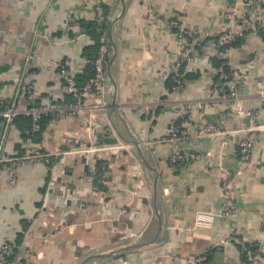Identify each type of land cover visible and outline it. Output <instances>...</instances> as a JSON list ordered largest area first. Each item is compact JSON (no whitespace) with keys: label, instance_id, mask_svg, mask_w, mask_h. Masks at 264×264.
<instances>
[{"label":"crops","instance_id":"1","mask_svg":"<svg viewBox=\"0 0 264 264\" xmlns=\"http://www.w3.org/2000/svg\"><path fill=\"white\" fill-rule=\"evenodd\" d=\"M107 1V74L114 87L108 106L90 124L52 109L37 140L23 136L16 117L10 124L0 115V245L19 243L13 260L32 255L34 264H238L245 257L236 229L250 242L264 237V102L255 95L264 83V32L244 18L246 35L229 48L246 108L262 109L248 168L238 141L249 121L221 99L218 78L224 49L216 35L231 23V0ZM176 12L208 33L203 58L183 67L180 92L170 78L179 48ZM93 16L92 0H0V111L29 105L24 83L33 85L41 105L71 100L60 65L74 75L83 71V49L92 40L74 38L86 29L81 21ZM180 101L192 106L180 118L188 137L220 121L231 134L187 140L180 148L201 157L173 169L168 129ZM106 126L116 143L100 140ZM34 153L56 155L20 163L12 182L9 158ZM225 169L236 174L239 214L217 215L200 227L199 211L220 212Z\"/></svg>","mask_w":264,"mask_h":264},{"label":"built area","instance_id":"2","mask_svg":"<svg viewBox=\"0 0 264 264\" xmlns=\"http://www.w3.org/2000/svg\"><path fill=\"white\" fill-rule=\"evenodd\" d=\"M107 0H92L93 3V18L98 22L101 30L100 47L98 55L95 58V73L92 78L84 85H78L75 80V75L66 65H60L62 77L66 80L67 87L71 92L73 99L70 103L59 105L47 104H31L33 101V85L24 83L23 89L27 93L29 105L27 107H19L16 103H12L0 115H3L8 123H12L15 117L19 114H25L32 118V130L37 131L41 128V117L43 114L52 109L58 111L59 114H70L80 117L85 123L90 124L97 115L98 110L105 109L109 104V98L114 93V87L110 84L107 65L111 53L110 29L107 25L111 19L112 5L107 3ZM232 7L229 12L231 23L221 30L216 35L217 45L223 48V64L218 71V78L221 84L220 93L224 101H231L237 110V115L242 120H248L249 123L245 127L246 136L238 141V155L240 160L249 168L253 157V150L258 141L262 120V109H248L245 106V99L240 91L238 81L236 80V72L232 68L230 61L229 48L230 44L239 38L246 35L247 28L242 25L244 18L251 19V23L256 30L264 32V0H231ZM175 21L172 27L175 28V34L179 39V48L177 56L172 63L170 70V78L172 81L171 88L173 91L180 92L185 86V78L183 67L186 63L199 61L204 56L203 41L208 36L201 29L194 26L186 25L182 15L175 13ZM85 32L77 35L74 40L79 39ZM256 97L264 102V83L258 82L255 88ZM146 108L149 106L146 105ZM191 104L187 101H180V113L178 118L172 119L169 129L168 138L172 142L173 148L169 153L170 167L177 169L180 165L189 164L192 161L198 160L201 155L196 152H185L180 147L184 142L191 139L197 140L202 136L214 134H231L228 131L223 121L219 123L209 122L206 125L198 128V133L195 136L188 137L180 124V118L184 117L186 111L190 109ZM56 153H34L29 156L9 158L10 174L12 182L16 180L15 168L20 163L25 162H49ZM4 160L0 157V161ZM96 170V169H95ZM236 174L225 169L222 178L223 200L219 213L212 210L199 211L196 214V225L200 227L211 226L217 215H221L227 219L236 218L239 214L237 203V193L235 191ZM264 231V221L262 223ZM235 241L240 246L245 259L238 264H264V237L256 241L250 242L242 237L240 228H237L234 234ZM16 251V245L12 242H4L0 245V263L1 264H34L32 255L18 256L14 261L11 258ZM31 254V253H30Z\"/></svg>","mask_w":264,"mask_h":264},{"label":"trees","instance_id":"3","mask_svg":"<svg viewBox=\"0 0 264 264\" xmlns=\"http://www.w3.org/2000/svg\"><path fill=\"white\" fill-rule=\"evenodd\" d=\"M81 22L84 23L85 25V34L88 35L89 38H91L92 43L87 44L84 49H83V56H85L88 59L87 65L85 66V68L83 69V71L77 75H75V80L76 83L78 85H84L85 83H87L92 76L95 73V65H94V61L95 58L98 55V51H99V47H100V37H101V30L100 27L98 25V22L93 18L91 20H82ZM108 29L110 27V21L107 25ZM260 31V30H259ZM242 38L237 39L236 41H234L232 44H230V46L235 45L237 42H239ZM224 61V59H223ZM223 64V63H222ZM64 79V78H63ZM65 84L67 86L66 80L64 79ZM26 94V93H25ZM33 101L30 102L31 104H41L42 100L37 98L33 92ZM71 100L65 103H70L72 102L73 96L72 94H70ZM57 103V102H55ZM64 102H58L57 104H63ZM2 108H0L1 110ZM56 113L54 112H48L43 114V116L41 117L40 123H41V128L37 131L32 130L33 127V122H32V118L28 115L25 114H19L18 116H16V119L14 120V123L17 125L18 129L22 132L24 137H30L33 140H37L40 139L41 136L43 135L44 131L47 128L48 123L54 118V115ZM4 118V116H2ZM27 130L30 131L29 135L27 134ZM23 236L22 233L19 234V236ZM16 245V251L14 253V255L11 256V258H14V256L18 253V245L19 243L16 242H12ZM1 264V263H0Z\"/></svg>","mask_w":264,"mask_h":264},{"label":"water","instance_id":"4","mask_svg":"<svg viewBox=\"0 0 264 264\" xmlns=\"http://www.w3.org/2000/svg\"><path fill=\"white\" fill-rule=\"evenodd\" d=\"M104 129H105V133L103 135L99 136L100 140H102L105 143H116L117 139L115 137H110L111 136V129L109 128V126H106ZM101 138H103V139H101ZM161 227H162V225L160 223L159 229H161Z\"/></svg>","mask_w":264,"mask_h":264}]
</instances>
